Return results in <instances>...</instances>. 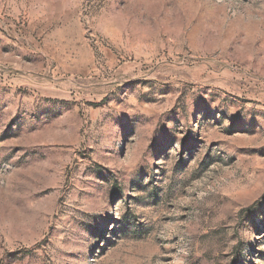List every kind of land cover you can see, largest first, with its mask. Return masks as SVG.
Wrapping results in <instances>:
<instances>
[{"label": "rangeland", "instance_id": "374dc122", "mask_svg": "<svg viewBox=\"0 0 264 264\" xmlns=\"http://www.w3.org/2000/svg\"><path fill=\"white\" fill-rule=\"evenodd\" d=\"M0 264H264V0H0Z\"/></svg>", "mask_w": 264, "mask_h": 264}]
</instances>
